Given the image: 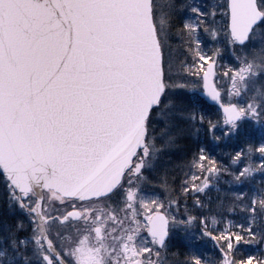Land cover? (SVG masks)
Instances as JSON below:
<instances>
[{"label": "snow or ice", "instance_id": "1", "mask_svg": "<svg viewBox=\"0 0 264 264\" xmlns=\"http://www.w3.org/2000/svg\"><path fill=\"white\" fill-rule=\"evenodd\" d=\"M229 48L228 95L245 103L210 82ZM262 77L264 0H0V264H165L174 232L218 249L182 264H264V181L209 214L197 196L264 176V137L227 164L201 146L200 176L177 191L165 173L167 203L149 191L193 129L216 142L246 121L264 129ZM201 81L222 125L200 107Z\"/></svg>", "mask_w": 264, "mask_h": 264}, {"label": "rangeland", "instance_id": "2", "mask_svg": "<svg viewBox=\"0 0 264 264\" xmlns=\"http://www.w3.org/2000/svg\"><path fill=\"white\" fill-rule=\"evenodd\" d=\"M223 2L224 0H207V3L212 6L217 5V4H222ZM233 64H235V59L231 55V49L230 48L226 49L223 52L222 57L219 59L218 67L215 69L216 76L215 78H212V80L214 79V85L217 87L219 91H221L224 103L229 102V100H231L232 103H245L247 100V96L250 95V93L245 94L241 97H235V96L229 97L228 95V90L231 87V79L230 77L225 78L223 76V72L226 70L225 66L230 67ZM262 78L264 80V77ZM196 97L198 98L201 109L205 113L206 119H211L213 121H216L217 119H219L222 125L223 124V114L216 108L214 109L210 107L209 109H207L205 105H203L202 103V101H204L203 93H202V84H201V87L196 91ZM252 133L257 134V136H259V140H256V136H254V134ZM202 134H203V130L197 131L194 129L193 130V140L194 139L201 140L200 137H202ZM217 134L218 135L220 134L219 129L217 130ZM240 134L244 135V139L242 140V143L240 142V144L235 142L238 139L239 134L234 138H227L220 142L213 141L211 140V138L208 137V142H207L208 147L206 148L207 153L212 151L211 154H209L211 158L216 159L219 164H227L229 162V156L226 154L231 153L234 155L236 151H239L241 148H246L248 144H254L258 146L262 137H264V129H262L261 126L259 125L253 124L250 121H246L242 125V130ZM239 138H242V136H240ZM183 142L184 140L181 143ZM180 151L181 149L173 153L171 157L173 156L177 157L178 154H180ZM240 167H243V165H240ZM172 169H173V164H170L168 166V157H166L162 162L159 163L156 171L149 174L150 179H151V184H152V187L149 189V191L153 192L155 195L159 196L161 199H164L165 203H167L166 193L160 187V184H161V180L164 177L165 173H167L168 185L170 188H172V184H171L172 176H170L171 172L169 171ZM192 171L190 173L189 179H191L193 175L198 176V174H196L194 170ZM224 179L225 178L223 177V180ZM255 180H257L258 183L259 182L261 183V181H264V176L256 175ZM202 182H203V179L201 178V183ZM221 183H219L218 185L219 188H220ZM249 185L252 186V182L249 183ZM242 188L247 190L248 184L242 186ZM210 191L212 192L217 191V187L210 186L208 189H206L204 193H198L197 196L199 199L203 200L205 203V201L209 197H212V194L210 193ZM204 194H207L206 200L203 197ZM195 198L196 197H194L193 199ZM175 211H176L175 208H173V212ZM4 212H5L4 203H0V218H3ZM205 214H209V213H205ZM229 218L235 221H240L244 219V216L240 214V215H237V217L234 215ZM226 226L227 225L224 223L218 225L219 228H224ZM204 248L206 250H213L216 252V254H218V249L214 246L213 242L209 240L208 238L197 240L195 241L194 244H189L185 240L183 235H181L180 233L174 232L168 243V247H167L168 252L166 251L162 253V258L164 259L165 264H182V262L187 257H185L184 255H180V254L176 255L178 257H174L175 254L174 252H172V250H184V253L188 255V258H190L193 252L201 253V251H203ZM208 257L209 258H206V257L204 258L209 259V260L212 259L211 254Z\"/></svg>", "mask_w": 264, "mask_h": 264}, {"label": "trees", "instance_id": "3", "mask_svg": "<svg viewBox=\"0 0 264 264\" xmlns=\"http://www.w3.org/2000/svg\"><path fill=\"white\" fill-rule=\"evenodd\" d=\"M261 80H263V78H261ZM202 103H203V105H205V107L207 109H209L210 107L215 109V106L207 105V104H205L204 101H202ZM201 130H203V129H201ZM252 134H254V133H252ZM240 136H242V138H239ZM254 136H256V140H259V136H257V134H254ZM200 138H201V140H198V139L193 140V134L186 137L184 142L182 143L183 146L181 148L180 154H178L177 157H175V156L168 157V166L170 164H173V169L169 170L171 172L170 176H172V179H171L172 188L173 187L176 188L177 191L179 190V186H180L181 181H183L184 179H189V176H190V173L192 170H194L195 173L198 174V176L201 175L199 169L193 165V160H194V157L199 156V154H200L199 148L201 146H203L205 149L208 147L207 146L208 145V143H207L208 137L205 136L204 131H203L202 137H200ZM243 139H244V135L239 134L238 139H237L238 141L236 140L235 142L240 144V142L242 143ZM211 152L212 151L207 153V151H206V154L209 155V154H211ZM224 178H225L224 180L229 179V177L227 175H225ZM259 187H260V182L258 183L257 180L252 181V186H250L248 184L247 190H245L242 187H236V186H233L231 189H229L227 187V185L221 183L220 188H219L220 191H215V192L210 191V193L212 194V197H209L206 200L207 194L203 195L204 199L206 200L205 201V205H206L205 213H208L207 207L209 206V204H210L212 211L215 212L216 202H217L219 197H222L224 195L225 192L231 193V192L244 191L246 193H249V195H251V194H253V192L256 193L259 190ZM193 198L194 197L191 195L188 197L189 204H191ZM0 203H3L2 199H0ZM237 215H240V213L238 212L235 216L237 217ZM203 247H205V246H203ZM241 251H244L247 253V252H255L256 250H255V248L250 249V248L244 247L241 249ZM172 252H174V254H175L174 257H178L176 255L180 254V255H184L185 257L188 258V255L184 253V250H172ZM196 254L200 255L202 257H206V258H209L208 256L211 254L212 259H214L218 255V254H216L215 251L206 250L205 248L203 251H201V253H196Z\"/></svg>", "mask_w": 264, "mask_h": 264}, {"label": "flooded vegetation", "instance_id": "4", "mask_svg": "<svg viewBox=\"0 0 264 264\" xmlns=\"http://www.w3.org/2000/svg\"><path fill=\"white\" fill-rule=\"evenodd\" d=\"M81 226H82L81 224H77V222L72 221V222L66 224L65 227L68 228V229H70V230H72L73 233H74L75 229H76L77 227H81ZM167 252H168V250H167Z\"/></svg>", "mask_w": 264, "mask_h": 264}, {"label": "water", "instance_id": "5", "mask_svg": "<svg viewBox=\"0 0 264 264\" xmlns=\"http://www.w3.org/2000/svg\"><path fill=\"white\" fill-rule=\"evenodd\" d=\"M210 82H213L212 81V78H210ZM215 86V85H214ZM202 90H203V87H202ZM203 98L204 100L209 103V104H212V105H215L221 112H222V109H220L219 105L217 103H215L214 101H211L207 96L204 95L203 93Z\"/></svg>", "mask_w": 264, "mask_h": 264}]
</instances>
